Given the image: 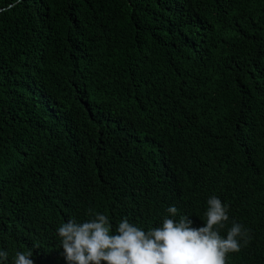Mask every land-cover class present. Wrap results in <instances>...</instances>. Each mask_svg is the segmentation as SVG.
Masks as SVG:
<instances>
[{"label": "trees", "instance_id": "obj_1", "mask_svg": "<svg viewBox=\"0 0 264 264\" xmlns=\"http://www.w3.org/2000/svg\"><path fill=\"white\" fill-rule=\"evenodd\" d=\"M212 196L264 264V0H0V264H69L56 229L95 213L198 229Z\"/></svg>", "mask_w": 264, "mask_h": 264}, {"label": "clouds", "instance_id": "obj_2", "mask_svg": "<svg viewBox=\"0 0 264 264\" xmlns=\"http://www.w3.org/2000/svg\"><path fill=\"white\" fill-rule=\"evenodd\" d=\"M173 168L166 167L164 185L170 194L183 193L173 178ZM209 208L197 220L198 229L188 216L174 221L178 209L169 206L159 228H141L121 220L110 234L109 220L101 213L93 218L77 222L69 218L56 229L60 237L62 255L69 264H238L247 257L241 250L250 240V230L233 222L227 204L212 196ZM15 264H34L32 253H16ZM8 259L7 251H0V262Z\"/></svg>", "mask_w": 264, "mask_h": 264}]
</instances>
